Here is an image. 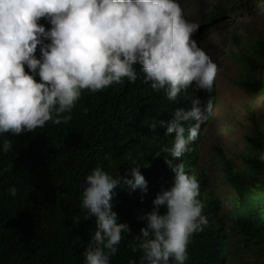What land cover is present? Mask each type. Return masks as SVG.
I'll use <instances>...</instances> for the list:
<instances>
[{"label":"clouds","instance_id":"clouds-1","mask_svg":"<svg viewBox=\"0 0 264 264\" xmlns=\"http://www.w3.org/2000/svg\"><path fill=\"white\" fill-rule=\"evenodd\" d=\"M196 29L179 0H0V133L33 132L48 121L67 123L82 89L101 90L123 78L134 82L137 66L143 80L163 90L166 99L185 90L186 109L149 124L165 131L163 140L158 138L161 147L158 142L141 146L146 163L134 161L125 175L110 174L98 164L85 176L80 209L84 219L95 218L96 227L83 264H110L122 234L130 231L112 209L113 189L127 185L145 192L139 168L157 160L173 182L156 194L153 209L143 214L144 226L133 234L130 247L142 251L140 264H185L191 236L208 224L199 181L183 163L210 119L219 72L197 46ZM12 144L4 138L0 152L12 151ZM6 191L15 196L17 189L10 185Z\"/></svg>","mask_w":264,"mask_h":264},{"label":"trees","instance_id":"trees-1","mask_svg":"<svg viewBox=\"0 0 264 264\" xmlns=\"http://www.w3.org/2000/svg\"><path fill=\"white\" fill-rule=\"evenodd\" d=\"M242 6L239 1L230 10ZM216 16L213 12L208 18L212 21ZM39 22L50 27L43 18ZM231 40L238 42L234 33ZM231 58L244 69L233 83L253 96L263 95L264 76L255 72L264 74V39L253 40L247 50L232 53ZM137 72L131 83L123 78L101 90L82 89L67 123L48 121L33 132L0 133V142L8 138L13 143L12 151L0 152V264H83L84 247L96 227L95 218L84 219L80 209L85 176L98 164L114 175H125L134 161L143 165L147 154L141 146L160 145L158 138L164 137V127L149 128L152 120L167 121L175 109L187 108L185 90L170 101L163 90H153L143 80L139 66ZM246 113V120L256 124L254 110L247 108ZM202 134L203 130H198L183 162L191 173ZM241 140L242 164L231 160L220 146L213 147L222 183L232 192L229 209H221L219 197L207 188L204 172L194 173L208 224L191 236L185 264H227L229 232L244 241V246L235 250L238 256L247 249L264 251V128L243 134ZM139 171L147 182L145 192L130 190L127 185L113 189L112 209L118 222H126L130 231L122 234L110 264H128L130 259L140 264L142 251L130 247L133 234L138 235L144 226L143 214L153 209L156 194L173 182L160 160L152 167L141 166ZM10 185L17 189L15 196L6 191ZM158 211L163 213L164 206Z\"/></svg>","mask_w":264,"mask_h":264},{"label":"rangeland","instance_id":"rangeland-1","mask_svg":"<svg viewBox=\"0 0 264 264\" xmlns=\"http://www.w3.org/2000/svg\"><path fill=\"white\" fill-rule=\"evenodd\" d=\"M243 3L235 12L230 7L238 2ZM188 21L197 25L194 33L197 46L202 48L218 66L215 90L216 103L213 104L210 119L203 127L201 140L198 141V159L194 173L201 169L208 180L207 188L215 198L219 197L222 210L232 204V192L222 183L219 168L216 165L214 146H220L227 156L236 164H242L241 154L244 144L243 134L251 130L264 128V94L253 96L237 87L233 80L242 74L244 69L231 58L232 53L247 50L253 40L264 39V0H179ZM246 4H245V3ZM220 9V12H217ZM217 16L210 21V13ZM234 33L238 42L231 40ZM256 75L263 72L256 71ZM254 110L256 124L247 121L246 109ZM203 189V188H201ZM227 226V221H224ZM229 232L226 252L227 264H264V251H251L238 256L235 252L244 246L240 238ZM259 248V247H258Z\"/></svg>","mask_w":264,"mask_h":264}]
</instances>
